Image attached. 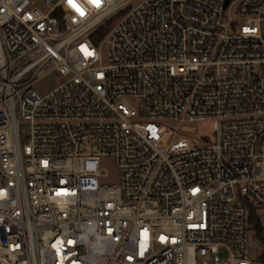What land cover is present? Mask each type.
I'll return each mask as SVG.
<instances>
[{
    "label": "built area",
    "instance_id": "built-area-1",
    "mask_svg": "<svg viewBox=\"0 0 264 264\" xmlns=\"http://www.w3.org/2000/svg\"><path fill=\"white\" fill-rule=\"evenodd\" d=\"M226 1L146 0L98 44L133 0H0V264H253L264 0Z\"/></svg>",
    "mask_w": 264,
    "mask_h": 264
},
{
    "label": "rangeland",
    "instance_id": "rangeland-1",
    "mask_svg": "<svg viewBox=\"0 0 264 264\" xmlns=\"http://www.w3.org/2000/svg\"><path fill=\"white\" fill-rule=\"evenodd\" d=\"M146 0H133L129 5L112 15L106 21L102 23L100 26L101 33L103 37L101 39L96 38L99 44L103 38L111 32L119 22L129 14L134 8L145 2ZM96 44V47L99 45ZM102 52L106 55L107 50L105 46H102ZM52 67V65H51ZM48 70L42 72V76L37 78V81L34 83L31 91L37 92L38 94L44 96L55 90L57 87L61 86L67 78L59 75L56 72L47 73ZM131 105H135L134 101H129ZM20 133L22 141H26L29 128L26 125L20 126ZM185 136L190 143L200 144L203 140H213L214 138V130H213V120H206L201 124H193L188 127H184L182 130V134L178 136H174V133L171 132L164 138V148H167L171 143H176L181 140L182 137ZM103 169L107 172L108 178L105 180H101L102 184H110V185H118L120 183V174L119 171L114 167L113 161L111 159L106 160L103 163ZM262 221H264V216H262ZM253 240L251 243V259L253 264H264L263 256H264V240L258 241L254 239V231L252 233Z\"/></svg>",
    "mask_w": 264,
    "mask_h": 264
},
{
    "label": "trees",
    "instance_id": "trees-1",
    "mask_svg": "<svg viewBox=\"0 0 264 264\" xmlns=\"http://www.w3.org/2000/svg\"><path fill=\"white\" fill-rule=\"evenodd\" d=\"M87 4L90 5V7L94 6V7H98L101 4V0H99L98 5L94 4L91 2V0H85ZM101 39L103 37V34L101 33V30L98 29L92 36L91 39L93 40V42L97 43V39ZM252 225H253V231H254V239L258 240V241H263L264 240V235H263V230L262 227L259 223V221L257 220V217H253L252 218ZM263 263H264V256H263Z\"/></svg>",
    "mask_w": 264,
    "mask_h": 264
},
{
    "label": "snow or ice",
    "instance_id": "snow-or-ice-1",
    "mask_svg": "<svg viewBox=\"0 0 264 264\" xmlns=\"http://www.w3.org/2000/svg\"><path fill=\"white\" fill-rule=\"evenodd\" d=\"M69 2H70V3H72V2H73V0H69ZM91 2H92V3H94V4H97V5H98V3H99V0H91ZM73 6H74V7H76V5H75V4H73ZM77 10H78V11H80V9H79V8H77ZM81 14H83V12H81Z\"/></svg>",
    "mask_w": 264,
    "mask_h": 264
},
{
    "label": "water",
    "instance_id": "water-1",
    "mask_svg": "<svg viewBox=\"0 0 264 264\" xmlns=\"http://www.w3.org/2000/svg\"><path fill=\"white\" fill-rule=\"evenodd\" d=\"M230 1H231V0H227V1H226V6L229 4Z\"/></svg>",
    "mask_w": 264,
    "mask_h": 264
}]
</instances>
